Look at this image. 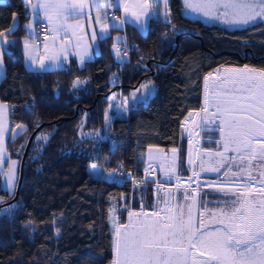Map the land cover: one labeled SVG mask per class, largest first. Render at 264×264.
I'll list each match as a JSON object with an SVG mask.
<instances>
[{
  "label": "trees",
  "instance_id": "trees-1",
  "mask_svg": "<svg viewBox=\"0 0 264 264\" xmlns=\"http://www.w3.org/2000/svg\"><path fill=\"white\" fill-rule=\"evenodd\" d=\"M156 8L160 15L145 32L125 24L128 52L121 67L107 36L83 66L40 72L24 63V0H0V29L10 28L13 13L18 17V27L7 35L17 42L3 52L0 78V100L8 105L11 124L24 125L5 142L15 162V184L27 139L41 125L12 200L18 207L11 216L0 214V264H112V218L124 222L140 201L134 183L145 176L148 150L181 143L186 118L203 105L205 76L221 65L264 69V20L241 27L207 23L186 16L182 0H169L170 23H165L164 5ZM77 77L86 83L73 89ZM145 77L153 78L155 92L126 116L113 114L106 125L110 93H128ZM91 163L130 177L106 180L93 174ZM0 195H6L1 187Z\"/></svg>",
  "mask_w": 264,
  "mask_h": 264
},
{
  "label": "snow or ice",
  "instance_id": "snow-or-ice-1",
  "mask_svg": "<svg viewBox=\"0 0 264 264\" xmlns=\"http://www.w3.org/2000/svg\"><path fill=\"white\" fill-rule=\"evenodd\" d=\"M93 2L99 7L96 0ZM24 3L26 8L30 6L33 15L43 13L46 27L51 31L52 51L49 52L46 43L43 45L45 54L42 56L32 54L36 49L30 46L29 36L23 38L26 65L30 70L43 72L61 69L68 62L70 55L78 57L81 66L92 58L93 53L89 46L77 52H70L71 47L78 48L79 44L73 45L72 41L67 39L69 35L75 36L76 33L70 32L73 26L68 25L66 21L72 16L83 14L88 0H36L35 3L33 0H24ZM106 3L115 4L117 10L122 8V17H110L114 22L113 26L121 29L125 23L134 22L143 33L150 19L160 15L156 8L160 3L165 7L163 19L165 23H170V10L167 8L169 0H131V6L130 0H106ZM182 3L190 14L194 13L229 26L252 25L258 18H264V0H182ZM133 8L137 10L133 11ZM12 16L13 26L0 29V68L3 67L4 50L17 42L7 39V35L18 27L16 13ZM104 18H108L107 12ZM101 19L102 17L97 15L96 23ZM172 27L175 31L176 26ZM25 28L34 38L36 32L33 23L26 24ZM108 30L109 25L101 26L100 36L107 38ZM48 38L45 35L44 39ZM97 38V31L94 29L91 32L93 44ZM115 40L126 44L125 37L117 36ZM112 51L118 61L124 62L122 52L126 55V48L122 50L114 43ZM210 77L211 84L208 83ZM112 79L115 80V77ZM204 79L206 99L202 111L206 122L219 121L220 140L216 143L222 151L207 152V155L218 158V161L216 166L208 168L203 166L202 161L201 172L216 173L219 177L224 169L222 175L227 179L217 182L200 181L197 187H214L215 191L225 195L231 194L233 198L230 201H216L215 203L222 207L208 209L207 204L212 203L211 201L197 200L200 194L192 184L196 183L200 173L193 170L192 175L187 178L189 183L184 186L183 198L186 205L177 203L174 207H169L168 200L164 199L165 207L158 211L139 214L129 211V223L115 228L112 264H264V171L259 172L260 186L257 188V177L244 167L245 164L264 167V69H249L245 65L243 69L232 70L231 74L223 77L208 73ZM84 83L85 80L77 77L72 82V87L76 89ZM148 95H151L150 82L134 89L123 102L115 105L110 103L109 109L114 108L116 114L120 115L121 109L127 111ZM111 100H115V96ZM0 108H3V105H0ZM189 115L191 116V113ZM105 121L106 125H110L111 117L107 111ZM16 127L18 131L24 130L23 125ZM9 131L0 123V145L3 144L5 133ZM96 135H99V132ZM40 139L47 137L38 136L37 140ZM172 151L175 153L177 150ZM229 152L232 155L229 156ZM159 155L149 153L150 163L145 169L146 173L152 171V163L159 159ZM192 163L189 159V164ZM89 167L94 172L103 171L95 163ZM233 167L238 171H231ZM160 171L167 176L163 165ZM107 175L112 176L113 172L108 171ZM7 184L10 186L8 191L15 187L11 173L8 175ZM16 207L18 205L14 204L9 208L0 209V214L11 216ZM193 207L202 209L198 218L193 215ZM206 214L209 223H205Z\"/></svg>",
  "mask_w": 264,
  "mask_h": 264
},
{
  "label": "rangeland",
  "instance_id": "rangeland-1",
  "mask_svg": "<svg viewBox=\"0 0 264 264\" xmlns=\"http://www.w3.org/2000/svg\"><path fill=\"white\" fill-rule=\"evenodd\" d=\"M131 6V2H130ZM184 6V4H183ZM165 9V8H164ZM136 8H133V11H136ZM184 13L186 16L190 18H195L202 20L203 22L207 23H214L219 21L215 20H209L205 17L199 16L197 14H190L186 12L184 7ZM32 18H28L27 22H31ZM258 20H264V18H258ZM225 25V24H224ZM229 26V25H226ZM245 25H239V26H229V27H241ZM145 32V31H144ZM123 58V54H122ZM122 66V64H120ZM120 66V67H121ZM245 65H221L217 68H215L213 71L209 73H213L214 76L223 77L225 75H229L232 73V70L236 69H243ZM249 69H255L260 70L258 68L248 66ZM116 74H114L115 76ZM113 76V77H114ZM116 79V78H115ZM116 82V80H114ZM151 85V95L156 90V85L154 83L153 78L151 77H145L136 87L132 88L128 93L121 94L119 91L114 89L110 95H109V103L107 106L106 111L108 112V115L111 117L112 120V114H116V110L109 109V104L112 103L113 105L117 103L123 102V100L126 97H129L130 94L133 92L134 89H137L140 87L141 84L149 83ZM211 77L209 78L208 83L211 84ZM211 89L208 90V94H210ZM151 95L146 96L145 99H148ZM115 96V100H111V98ZM205 99H206V88H205V79H204V98H203V105L202 107L191 113V116L189 115L184 124L181 131V143L179 146H177V151L174 153L172 149H155L151 148L148 151L147 155V162L145 169L149 166V153H159V159L152 163V171L145 173V176L141 178L140 180H135V194L136 198H140L138 204L136 206H132L128 210L127 218L124 222H119L116 220V217L114 216L112 218V226L115 228L120 225H125L129 223V211H132L134 213H141V212H154L158 211L160 208L165 207L163 200H168V206L174 207L177 203L181 205H186V202L183 198L184 193V186L189 183L187 178L192 175L193 170L200 173L196 183L192 184V187L196 189V192L200 195L197 196V200L200 201H211L212 203L207 204L208 209H217L219 207H222V205H218L215 202L216 201H222V200H231L233 197L231 194L225 195L222 192H218L214 190L213 188L200 186L197 187V184L200 181H212L217 182L218 180H226L227 178L222 175L224 169H222L221 175L218 177L216 173L211 172H201V162L203 161V166L205 168L216 166L218 158L214 156H209L206 153L212 152L215 153L217 151H222V148L216 143V141L220 140V133L218 130V124L219 121H216L215 123L206 122L205 120V114L202 111V108L205 106ZM128 113L127 111H124L123 109L120 110L121 117L126 116ZM106 114V112H105ZM106 123V121H105ZM18 125H23L19 123ZM24 126V125H23ZM111 141H113V137H111ZM117 145V143H116ZM115 145V146H116ZM228 155H232L231 152L228 153ZM189 159L193 161V163L189 164ZM14 162V161H12ZM256 162H253L255 164ZM93 164V163H91ZM102 168V165L99 163H95ZM14 165V171L12 170V176L15 183L16 178V171H15V164ZM161 165H163L165 172L167 173V176L160 171ZM244 167L251 171L254 176L257 177V183L256 186L259 188V172L264 171V167L256 166L252 167L250 165L245 164ZM1 169V166H0ZM111 169V167H106L104 170ZM117 169V168H116ZM92 170V169H91ZM104 170L101 171H93V174H102ZM119 173L117 176H120L119 180H123L125 178L130 177V174L122 169H118ZM231 171H238L236 167H233ZM154 173V174H153ZM120 174V175H119ZM1 175V173H0ZM2 176V175H1ZM176 177H180V180H177ZM8 178V177H7ZM7 178L5 179V175L1 177L0 181V187L3 188L6 192V195L1 196L0 195V209H6L9 208L12 205V200L15 198L14 194L16 191V184L15 187L8 191L7 189L10 187L7 184ZM158 182V183H157ZM18 183V181H16ZM148 184V186H146ZM20 187V186H19ZM145 187L147 188L146 193L144 192ZM158 189H162L161 191H158ZM19 190V189H18ZM145 193V194H144ZM204 193H207L206 195ZM189 194H191V189H189ZM14 197V198H13ZM13 198V199H12ZM159 201V204H158ZM202 210L198 207H193V215L198 218L199 211ZM134 219V218H133ZM115 222V223H114ZM205 223H209V217L205 216ZM113 259H114V248H113Z\"/></svg>",
  "mask_w": 264,
  "mask_h": 264
},
{
  "label": "crops",
  "instance_id": "crops-1",
  "mask_svg": "<svg viewBox=\"0 0 264 264\" xmlns=\"http://www.w3.org/2000/svg\"><path fill=\"white\" fill-rule=\"evenodd\" d=\"M33 2L35 3L36 0H33ZM96 2L99 4V7L95 6V3L93 2V0H88V4L85 7L83 14L78 15V16H72L66 21V23L68 25L73 26L70 29V32L74 31L76 33L75 36L69 35L67 39L71 40L73 45H76L77 43L79 44L78 48L77 47H71L70 52H77V51L83 50V48L85 46L91 47L93 55L95 53L99 52L100 40L102 38L99 34V28L103 25H109V30H108L107 36L111 37L112 45L114 43H116L117 47L121 49L123 43L116 41L115 38L117 36H121V37L126 38L124 28H125V24H127V23H125L123 25L122 29L119 27H115V26H113L114 22L112 21V19L110 17L113 16V13L115 11L120 12V15L118 16V18L122 17L123 16L122 8L120 10H117L115 4L106 3V0H96ZM130 2H131V0H130ZM105 12H107L108 18H104ZM27 13H28V18H32L31 22L33 23V28H34L35 32H37V26H38L37 24L39 21H43L47 24V22L43 18V13H39L38 15H33L31 13L30 6L27 7ZM97 15L102 17V19L100 20L99 23H96V21H95V17ZM90 17H91V19H90ZM16 20L18 23V17H16ZM128 23L135 25L134 22H128ZM26 24H28V22ZM12 26H13V17H12L10 28ZM113 28H115V29L112 30ZM94 29L97 31V37H98L95 44H93V42L91 40V32ZM49 30H50V28H49ZM61 35H62V33H61ZM25 36H29L30 46L34 47L36 49V51L32 53L33 55H37V56L44 55L45 49H44L43 45L46 43L49 46V52L52 51L51 36H49L48 40L44 39L42 41L38 40L36 35L34 38H32L28 31H27ZM25 36H23V38ZM23 38L21 40L22 49H23ZM77 38H79V39H77ZM7 39L9 40L10 38L7 36ZM23 52H24V50H23ZM93 55H92V57H93ZM24 63H25V66L28 67L26 65L25 52H24ZM73 63L81 66L79 64L78 57L70 55L69 60L64 65V67H68L69 65H71ZM3 74H4V64H3V67L0 68V78L3 76ZM0 105H3V108H0V123H2L6 129L10 130L9 132L5 133V138H4L3 144L0 145V166H1L0 170H2V171H0V173L2 176L5 175V179H6L9 175V173L12 174L13 173L12 170L14 171V165H13L12 161L9 160V152L5 146L6 138L13 137L17 134V132L19 133L20 131H18V129L16 127L18 124H14V125L11 124V121L9 118V112H8L9 108H8L7 103L0 100ZM112 117H113V114H112ZM155 149H160V151H161L163 148H155ZM171 149H174V148H171ZM147 155H148V152H147ZM97 175H99V174H97Z\"/></svg>",
  "mask_w": 264,
  "mask_h": 264
},
{
  "label": "built area",
  "instance_id": "built-area-1",
  "mask_svg": "<svg viewBox=\"0 0 264 264\" xmlns=\"http://www.w3.org/2000/svg\"><path fill=\"white\" fill-rule=\"evenodd\" d=\"M113 15H114L115 17H118V16L120 15V12H119V11H115V12L113 13ZM37 25H38V26H37L36 37H37L38 40H40V41L44 40L45 35H47L48 37L51 36V32H50L49 28L46 27V23H45V22H43V21H39ZM125 48L127 49V52H128V43H127V40H126V44L123 43V45H122V47H121L122 50L125 49ZM127 52H126V55H127ZM122 54H123V61H124V58H125L126 55H124L123 52H122ZM120 63H121V62H120ZM121 64H122V63H121ZM120 66H121V65H120ZM116 143H117V140L114 138L113 141L111 142V146H112V147H115ZM108 171H112V172H113V175H112V176H108V175H107V172H108ZM118 173H119V170L116 169V168H111V169H108V170L106 169V170H104V172L102 173V177H103L104 179H106V180H116V181H121V180H119V179H120V178H119L120 176H117ZM119 175H120V174H119Z\"/></svg>",
  "mask_w": 264,
  "mask_h": 264
},
{
  "label": "water",
  "instance_id": "water-1",
  "mask_svg": "<svg viewBox=\"0 0 264 264\" xmlns=\"http://www.w3.org/2000/svg\"><path fill=\"white\" fill-rule=\"evenodd\" d=\"M41 125L37 126L32 132L31 134L29 135L28 139H27V142H26V145H25V148H24V151L22 153V156H21V159H20V166H19V177H18V183H16V191H18L19 189V186L21 184V180H22V175H23V166H24V161H25V157H26V154H27V151H28V148H29V145H30V142L35 134V132L39 129ZM16 196V192L14 194V197ZM13 197V198H14ZM12 198V199H13Z\"/></svg>",
  "mask_w": 264,
  "mask_h": 264
}]
</instances>
